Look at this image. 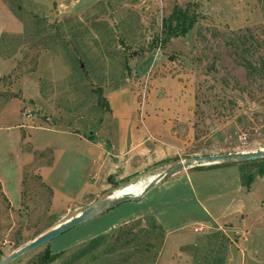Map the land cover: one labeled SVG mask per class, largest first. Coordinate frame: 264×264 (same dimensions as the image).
<instances>
[{"label": "rangeland", "instance_id": "obj_1", "mask_svg": "<svg viewBox=\"0 0 264 264\" xmlns=\"http://www.w3.org/2000/svg\"><path fill=\"white\" fill-rule=\"evenodd\" d=\"M188 2L197 3V23L185 36L163 43V21L175 5ZM12 19L21 25L17 32ZM262 52L264 11L258 0H0V181L9 189L18 175V145L12 141L17 124L32 126L22 127L19 148L25 151L44 133L36 125L80 132L87 124L86 132L97 130L109 116L106 94L115 90L122 94L121 115L131 116L133 104L138 125L154 114L168 120L174 146L171 157L124 180L97 183L94 192L58 207L36 174L52 151H34L36 161L23 170L20 199L11 204L0 192V259L100 199L139 194L157 174L190 156L264 149V77L245 67ZM13 97L24 105L11 101L5 107ZM88 167L87 158L74 151L61 155L59 174L69 193L92 182ZM165 181L10 264H226L227 254L238 249L234 235L208 232L165 242L148 213L119 224L167 189L183 190L182 181ZM183 203L177 207L189 210ZM52 254L57 256L49 261Z\"/></svg>", "mask_w": 264, "mask_h": 264}, {"label": "crops", "instance_id": "obj_2", "mask_svg": "<svg viewBox=\"0 0 264 264\" xmlns=\"http://www.w3.org/2000/svg\"><path fill=\"white\" fill-rule=\"evenodd\" d=\"M12 22L15 25L14 31H19L20 23L14 19ZM106 98L109 116L104 118L97 130L88 128L86 132L87 124L80 128V132L36 125L33 128L44 133L36 145H30L28 151L19 148L23 141L21 131L24 126L17 124L15 137H9L18 145L15 146L18 175L10 189L5 180L0 181L1 195L11 204L20 199L23 170L36 161L34 151H52L50 162L38 164L36 174L41 183L51 190V204L54 207L94 192L97 183L106 185L107 179L124 180L140 169L172 156L174 146L170 142L168 120L154 114L147 117L144 126H140L133 104L130 107L133 116L121 115L122 94L115 90L107 93ZM11 101H15L18 108L25 103L13 97L6 102L5 107ZM154 123L156 130L162 132L152 129ZM32 135L30 133L28 143L32 142ZM66 151H74L84 159L87 158L89 163L86 173L92 182H84L77 192L69 193L59 174L60 158ZM41 159L38 158L37 162ZM55 170H58V175L53 177ZM179 181H182L180 184L183 190L167 189L166 196L154 201L140 213L122 219L119 224L148 213L164 231L165 242L183 240L185 235L208 232H220L227 237L234 235L238 242L233 245L238 249L227 254L226 264H264V174L257 175L247 187L241 182L239 163H213L183 169L166 179L165 183ZM10 193L15 195V200ZM183 201L189 210L177 207Z\"/></svg>", "mask_w": 264, "mask_h": 264}, {"label": "water", "instance_id": "obj_3", "mask_svg": "<svg viewBox=\"0 0 264 264\" xmlns=\"http://www.w3.org/2000/svg\"><path fill=\"white\" fill-rule=\"evenodd\" d=\"M261 158H264V149L190 156L182 161L177 162L170 168L166 169L164 172L157 174L144 186L143 190L139 194H124L120 196H110L96 201L94 204L86 207L85 209L77 213L75 216L55 225L54 227L50 228L49 230L32 239L30 242L26 243L25 245L17 248L5 257L1 258L0 264H10L12 261L16 260L20 256L47 244L52 239L58 237L69 229L83 223L84 221L106 210L113 208L114 206L118 205L123 201L140 199L157 182L163 179H167L183 169L191 168L197 165H206L213 163H241Z\"/></svg>", "mask_w": 264, "mask_h": 264}, {"label": "trees", "instance_id": "obj_4", "mask_svg": "<svg viewBox=\"0 0 264 264\" xmlns=\"http://www.w3.org/2000/svg\"><path fill=\"white\" fill-rule=\"evenodd\" d=\"M6 2H8V0H6ZM258 2L262 6V11H264V0H258ZM195 7H197L196 2H188L184 7H181L179 5H175L173 7L171 14L163 21V34H164V37L162 39L163 43L167 42L173 37H180L188 34V32L197 23L199 18V13L195 10ZM11 10L13 11V9ZM245 67L249 72L250 71L253 72L251 75H255L254 74L255 71H257L258 73L260 71V74L258 76L264 77V52L261 53V57L257 62L254 63L253 61H248ZM256 163L262 164L261 169L255 172H251V171L246 172V170L243 169V166L252 165ZM239 165H240V179L244 186L248 187L253 182L254 178L257 175L264 174V158L247 161V162H241L239 163ZM154 223H156L155 220ZM158 227L161 231H163L159 225ZM56 256L57 254L50 255L49 261L55 259ZM41 260L46 262V258L43 256H41Z\"/></svg>", "mask_w": 264, "mask_h": 264}, {"label": "built area", "instance_id": "obj_5", "mask_svg": "<svg viewBox=\"0 0 264 264\" xmlns=\"http://www.w3.org/2000/svg\"><path fill=\"white\" fill-rule=\"evenodd\" d=\"M22 115L24 116V117H26V118H31V114L28 112V111H25V110H23L22 111ZM31 126V125H30ZM30 126H24V127H26V128H29Z\"/></svg>", "mask_w": 264, "mask_h": 264}]
</instances>
